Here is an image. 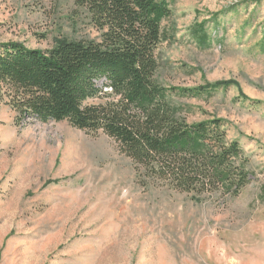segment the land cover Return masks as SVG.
<instances>
[{
    "label": "rangeland",
    "instance_id": "rangeland-1",
    "mask_svg": "<svg viewBox=\"0 0 264 264\" xmlns=\"http://www.w3.org/2000/svg\"><path fill=\"white\" fill-rule=\"evenodd\" d=\"M168 2L156 81L187 129L217 121L239 145L233 183L165 174L101 130L20 119L5 98L0 264H264V0ZM202 23L208 50L193 35ZM99 37L73 0H0V44L47 51Z\"/></svg>",
    "mask_w": 264,
    "mask_h": 264
},
{
    "label": "trees",
    "instance_id": "trees-1",
    "mask_svg": "<svg viewBox=\"0 0 264 264\" xmlns=\"http://www.w3.org/2000/svg\"><path fill=\"white\" fill-rule=\"evenodd\" d=\"M73 1L100 37L59 39L47 51L0 44V103L8 98L20 119L68 120L82 130H101L131 153L162 163L165 174L176 170L232 184L239 145L225 141L217 121L187 129L156 81L157 50L167 40L162 26L171 16L168 0ZM197 26V46L211 49L215 40L206 23ZM110 97L119 102L89 104ZM183 130L205 139L206 151L180 142Z\"/></svg>",
    "mask_w": 264,
    "mask_h": 264
}]
</instances>
